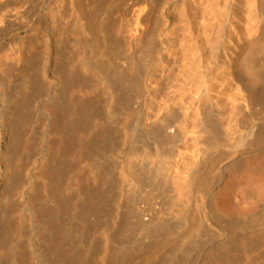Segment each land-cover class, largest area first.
<instances>
[{
    "label": "bare ground",
    "instance_id": "bare-ground-1",
    "mask_svg": "<svg viewBox=\"0 0 264 264\" xmlns=\"http://www.w3.org/2000/svg\"><path fill=\"white\" fill-rule=\"evenodd\" d=\"M154 1L121 29L154 64L147 82L116 68L124 33L97 19L102 0H52L41 25L29 8L1 16L34 35L0 53V264H264V0H166L151 45Z\"/></svg>",
    "mask_w": 264,
    "mask_h": 264
},
{
    "label": "rangeland",
    "instance_id": "rangeland-1",
    "mask_svg": "<svg viewBox=\"0 0 264 264\" xmlns=\"http://www.w3.org/2000/svg\"><path fill=\"white\" fill-rule=\"evenodd\" d=\"M52 0H45L43 2V4L36 6V3L34 0H13L12 2L8 3V4H3L2 6H0V18L1 16L7 19V16L11 13H13L15 10H22L23 8H29L31 9V11H34V13L32 15L36 16L37 15V20L40 23L41 21L45 20V9H46V5L49 4ZM79 4L81 5V7L83 9H87L89 8V3L91 0H78ZM156 1V2H155ZM154 1V5L153 8L149 9V19H145L144 21V28H147V39L149 40L150 44L151 42H153L151 45H153L155 43V38H157V36H155L157 33L160 32V35L158 36H162L164 33V30H166V22L164 21V18L161 19L160 18V14L161 12H165V10L167 9V5H166V0H155ZM143 3L141 2V0H102V4L100 6H93V9L96 13V17L97 19H103L106 18L108 19V21L112 20L113 22H115V27L114 28H118L121 32L120 34H122V32L124 34L119 35V39L117 42V46L115 47L116 49V60H115V66L117 69L119 70H124V72H126V75H130L129 73V69L132 70L135 68V72L133 74H138V81L141 80L143 82L145 76H141V71L145 70L147 67L148 69H150L152 66H154V64L150 63V57L146 56V54H142V52H136L133 47H131V44L128 41V37L127 40L126 35L127 33H131V32H126V31H122L125 30L128 24V21L133 22V20L135 19V12H134V8H136L135 6L138 5H142ZM153 4V2H152ZM148 5H146L147 7ZM15 8V9H14ZM8 12V13H7ZM60 12L63 14V16H67L69 14V8L66 5H63V7L60 9ZM30 17H32L30 15ZM125 22V23H124ZM42 23L38 24L41 25ZM122 24V25H121ZM124 24V26H123ZM121 25V27L119 26ZM123 26V27H122ZM126 26V28H125ZM117 29V30H118ZM122 29V30H121ZM127 30V29H126ZM146 30V29H145ZM115 34H119L116 33V31H114ZM126 32V35H125ZM34 35V31L32 30V28L27 29L25 28H19L18 24H12V26H6L4 25V23L2 22V20H0V53L9 56L10 58H16V56L18 55V53L20 52V45L22 43V41L24 40L25 42L30 41V38ZM60 33H57L56 35H54V39H57L58 37H60ZM152 35V36H151ZM116 36V35H115ZM125 36V37H124ZM151 36V37H149ZM153 36H154V40H153ZM124 39H123V38ZM152 39V40H151ZM42 41L43 38L42 36H40L39 38H37L35 44L38 45L39 47V51L43 52L44 48L42 46ZM34 43V42H33ZM39 43V44H38ZM82 43V42H81ZM41 45V46H39ZM73 44L70 42H68L67 44L64 43V50L65 52L68 50V48L73 47ZM23 46V45H21ZM81 46V45H80ZM82 47V46H81ZM34 46L31 44L29 50L33 51L34 50ZM74 48V47H73ZM102 49V48H100ZM25 50V49H24ZM100 51V50H99ZM40 52V53H41ZM44 53V52H43ZM42 53V54H43ZM78 61L82 58V57H86L87 53H86V49H82L78 54ZM86 55V56H85ZM101 53L97 52V58H100ZM42 57V56H41ZM44 57V56H43ZM42 57V58H43ZM41 58V60H42ZM44 59V58H43ZM131 60L132 63H128V61ZM92 63V62H91ZM88 65V64H87ZM18 66V65H16ZM133 66V68H131ZM15 67V66H14ZM40 65L36 67V65L34 67H32V70L35 71L37 69H39ZM89 68H87L85 66V68L87 69V71H91L92 68L90 67V65H88ZM18 68V67H16ZM137 69V70H136ZM15 71V70H14ZM88 73H92L88 72ZM147 78L148 76H146L145 80L147 82ZM11 81H13L11 78ZM11 83V82H10ZM97 89H100V85H97ZM102 95V92L99 93V97ZM143 97H145V92L144 90H138L135 93V99H134V103H132V105H130V111H128V117L130 118L129 123H134V120L136 119L137 115H139V106H140V102L143 99ZM99 107L102 109H104L105 107V102L104 101H100L99 102ZM256 116H259V113H255ZM97 121L99 120L98 118H96ZM141 135V131L139 128H136V130H133L132 135L127 136L126 137V142H124V144H122V146H124V148L128 145L129 143L134 140L136 138V136ZM227 161V158L224 156H221L220 159H218L216 161V163H214V165L212 166V170L211 172L208 173L207 175V180L205 181L203 187H204V193L209 195L211 194V192H218L219 191V181H220V177H221V170L224 167L225 163ZM235 186V188H233ZM250 185L246 184L245 187H248ZM253 186V185H252ZM233 187L229 193V198L234 200L235 199V195L234 192L235 191H240V187L239 185L235 182L233 183ZM235 190V191H234ZM257 191L261 194H264V181L261 182L258 187H257ZM158 200V199H157ZM141 206L144 205V203L140 204ZM6 242L9 244H13V240L12 237L9 236L6 238ZM27 246V245H25ZM0 252L2 253V250L0 249ZM31 257L28 256V259L26 261V264H34L35 260L32 258V255L30 254ZM5 260V259H4ZM186 261V259H185ZM4 264H10L9 261H4ZM184 264H187L186 262Z\"/></svg>",
    "mask_w": 264,
    "mask_h": 264
}]
</instances>
